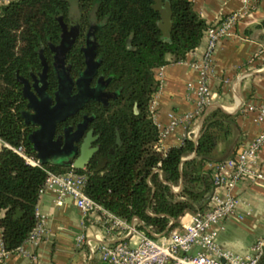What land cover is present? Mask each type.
Listing matches in <instances>:
<instances>
[{
    "label": "trees",
    "instance_id": "16d2710c",
    "mask_svg": "<svg viewBox=\"0 0 264 264\" xmlns=\"http://www.w3.org/2000/svg\"><path fill=\"white\" fill-rule=\"evenodd\" d=\"M169 1V40L158 25L161 15L153 7L155 0L77 1V33L68 49L71 75L75 78L85 68L83 48L94 23L99 64L93 82L103 75L106 88L118 93L108 105L87 100L75 114L76 119L81 113L95 114L101 132L100 151L89 168L51 161L34 165L11 147L0 148V225L6 251L18 250L34 228L40 189L49 171L73 168L86 173L88 195L127 221L137 216L144 230L167 233L185 213L208 208L214 184L205 164L212 160L218 138L230 133L234 114L213 107L197 140L186 136L180 145L161 148L150 108L160 86L156 68L184 60L208 26L193 0ZM70 9V0H10L0 7V137L22 146L35 159L40 158L30 139L34 125L24 116L28 97L22 79L37 75L44 57L50 64L48 91L54 93L58 80L52 46L61 42L63 23L69 30ZM100 156H106L107 163L95 170ZM256 264H264V245Z\"/></svg>",
    "mask_w": 264,
    "mask_h": 264
},
{
    "label": "crops",
    "instance_id": "0c3cea01",
    "mask_svg": "<svg viewBox=\"0 0 264 264\" xmlns=\"http://www.w3.org/2000/svg\"><path fill=\"white\" fill-rule=\"evenodd\" d=\"M8 1L0 0V7ZM193 3L208 24L237 13L231 33L219 39L213 52L212 101L201 115L192 120L184 118L196 106L199 74L191 63L205 51L208 39L203 35L184 60L156 68L160 86L153 95L150 108L160 128L168 126L177 117L161 142L164 150L182 144L186 136L197 140L205 116L213 107L234 114L230 133L218 138L212 160L205 164L209 167L211 161L234 155L262 128L261 123L253 121L252 113L243 110L240 104L264 101V0H193ZM192 156L194 152L185 158ZM249 166L264 174V145L256 162ZM225 192L223 186L213 188L217 196L222 197ZM230 192L238 198L237 213L221 222L218 243L222 249L245 256L250 253L256 238L264 234V178L244 176L235 182ZM37 206L46 216L45 233L39 242L25 240L18 250L7 251L6 255L3 254L6 250L0 225V264H110L101 260L97 253L92 254L86 243L79 244L78 237L89 227L88 233L94 242L116 241L123 237L124 231L108 229L97 213L85 220L74 197L69 194L57 203L56 193L47 189L40 194ZM192 213L187 212L180 218L188 221Z\"/></svg>",
    "mask_w": 264,
    "mask_h": 264
},
{
    "label": "built area",
    "instance_id": "2783aa9c",
    "mask_svg": "<svg viewBox=\"0 0 264 264\" xmlns=\"http://www.w3.org/2000/svg\"><path fill=\"white\" fill-rule=\"evenodd\" d=\"M236 17L237 13L227 15L218 22L208 24L205 29L204 35L208 39L205 51L191 63L199 74L195 90L196 106L192 112L185 114V119L192 120L201 115L211 103L213 52L219 39L231 33ZM240 106L246 112H251L253 121L261 123L262 128L234 155L209 162L214 187L223 186L226 189L225 195L221 197L212 192L208 208L193 212L188 221L179 218V224L167 233L156 232L151 227L141 229L137 216L127 221L105 208L85 192L87 174L73 168L64 172L49 171L40 194L47 189L53 190L57 203H61L66 195H72L85 220L97 213L108 229L124 231L123 237L116 241L94 242L88 233L89 227L78 237L79 244L86 243L92 254L97 253L101 260L110 264H256L264 245V234L256 238L250 253L245 256L222 249L218 243L221 222L237 213L238 198L230 192L235 182L244 176L264 178L260 170L249 166V163L256 162L259 150L264 145V101L242 102ZM176 121L177 117H174L168 126H158L160 144ZM3 145L13 148L28 162L40 164V159L29 155L22 146L15 147L0 137V148ZM238 215L241 217V214ZM35 216L36 224L26 240L37 243L45 233L46 216L38 206ZM6 253L3 251V254Z\"/></svg>",
    "mask_w": 264,
    "mask_h": 264
},
{
    "label": "water",
    "instance_id": "95a60500",
    "mask_svg": "<svg viewBox=\"0 0 264 264\" xmlns=\"http://www.w3.org/2000/svg\"><path fill=\"white\" fill-rule=\"evenodd\" d=\"M153 7L160 12L161 18L158 20V25L163 31V34L169 40L170 30L172 28V6L169 0H155ZM77 29L73 32H70L63 23V33L60 44L52 46L53 50L59 51V49H65L64 52L68 51L71 47ZM68 35H72V38H68ZM85 52L86 66L81 71L80 75L76 79L78 91L74 94L70 92V87L72 78L68 73L60 74V86L55 93V103L51 97L39 98L33 91H29V80L23 78L24 82V93L29 98V104L35 108V111L31 113L34 121L41 123V127L36 131L30 134V139L33 142L35 149L37 150V155L40 158V162L48 161L50 157L57 155H66L67 152L60 151L62 149L61 142L54 139L55 125L57 121L66 118L67 115L79 110L87 100L101 99L100 95H104L107 92L102 89L100 85L101 77L97 80V83L91 85V81L94 78L99 64V60L96 57V42H93L92 45L86 46L83 48ZM42 56V55H41ZM43 69L39 73L43 80L47 78V73L49 69V64L46 58L42 59ZM37 77L35 78V80ZM68 79V81H66ZM39 81V79H38ZM45 85V84H44ZM83 87V88H82ZM81 89H84L85 94L82 95L79 93ZM137 112V109H136ZM67 133V132H66ZM82 137V142L80 145V153L72 162V166L76 168H85L88 162L93 157L94 153L98 150L99 146L92 147V141L96 139L97 136L94 135L93 130L87 132L84 136L82 128H78L77 132H74V138L80 140ZM118 143H121V136L118 133ZM73 143L71 140L69 144ZM57 147L56 150H52L51 147ZM113 151V149H111ZM195 154V153H194ZM107 157L102 156L94 168L95 170L102 169L107 162Z\"/></svg>",
    "mask_w": 264,
    "mask_h": 264
},
{
    "label": "flooded vegetation",
    "instance_id": "af4514ba",
    "mask_svg": "<svg viewBox=\"0 0 264 264\" xmlns=\"http://www.w3.org/2000/svg\"><path fill=\"white\" fill-rule=\"evenodd\" d=\"M77 17H73L71 19V22L69 24V30L70 32H73L75 30V28H77ZM73 36L68 35V38H72ZM93 42H96V39L94 37V40H90V38L88 37V35L86 34V46L92 45ZM55 46V45H53ZM65 50V49H64ZM64 50L59 49V51L57 50H53L52 48V65L54 67V70L56 72L57 75V80H58V86L56 88V90L59 88L60 86V74L63 73H68L69 76L73 79L71 83V87H70V92L72 94L76 93L78 91V86H77V82L76 79L77 77H73L71 75V62L68 59V52L66 51L64 52ZM96 58V57H95ZM97 59V58H96ZM98 60V59H97ZM48 62V61H47ZM49 64V63H48ZM86 66V65H85ZM49 68H50V64H49ZM42 71V70H41ZM40 71V72H41ZM40 72H38L37 75H32L31 78H29V91H33V93L39 97V98H47V97H51L55 103V93L56 90L54 91V93H50L48 91V73H47V78L45 80L42 79V77L40 76ZM49 72V69H48ZM37 77V79L35 80V78ZM101 77V82L100 85L102 86V89L105 90L107 93L104 95H100L101 99L97 100L103 104L108 105L109 101L112 98H115L117 96L118 92H112L110 90H108L107 87V83H108V79H106L103 75L98 76L95 80V82H93V79L91 81V85H94L97 83V80ZM39 79V81H38ZM68 81V79L66 80ZM45 84V85H44ZM28 108L27 110H25L24 112V116L26 118V120L28 122L33 123L34 125V131H36L37 129H39L42 125L39 122L34 121V119L31 116V113H33L35 111V108L33 106H31L29 104V98H28ZM78 112L75 111L69 115L66 116V118L57 121L56 125H55V133H54V139L55 140H59L61 142V146L62 149H59L60 151L63 152H69L66 155H57L50 157L48 159V161H51L53 163L56 164H65V165H71L72 166V162L74 161V159L78 156V154L80 153V145L82 142V137L80 140H76L74 138V132H77V129L80 127L83 129L84 132V136L87 134V132H89L90 130H93L94 135L97 136L96 139H94L92 141L91 146L95 147V146H99L98 150L94 153L93 157L91 158V160L88 162V164L85 166V168H89L92 164V161L94 159V157L98 154V152L100 151V147H101V143H100V139H101V132L97 130L96 125L94 123V118H95V114H88V113H81L79 116V119L75 118V114ZM78 117V116H77ZM67 132V133H66ZM118 137V135H117ZM72 141L73 143L69 144V141ZM118 142V139H117ZM52 150H56L57 147H55V145L53 147H51ZM113 149V148H111ZM58 156V157H57ZM102 156L98 157L97 161H96V165L98 163V160L101 158ZM107 163V162H106ZM96 165L93 167L95 168Z\"/></svg>",
    "mask_w": 264,
    "mask_h": 264
},
{
    "label": "rangeland",
    "instance_id": "374dc122",
    "mask_svg": "<svg viewBox=\"0 0 264 264\" xmlns=\"http://www.w3.org/2000/svg\"><path fill=\"white\" fill-rule=\"evenodd\" d=\"M77 1L78 0H70V2H71V9H70V11H71V14H72V18L73 17L74 18L77 17L78 16V13H79ZM96 27H97V25L93 23L91 25L89 31L87 32V35L90 38V40H94V37H95V35H94L95 33L94 32L96 30ZM85 92H87V91H85L84 89H81L79 91V93L82 95V97L84 96Z\"/></svg>",
    "mask_w": 264,
    "mask_h": 264
}]
</instances>
